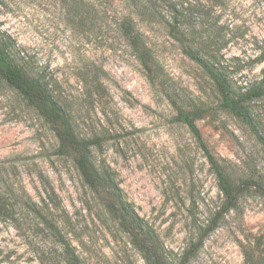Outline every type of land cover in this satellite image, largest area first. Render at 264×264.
I'll return each instance as SVG.
<instances>
[{
    "label": "rangeland",
    "instance_id": "obj_1",
    "mask_svg": "<svg viewBox=\"0 0 264 264\" xmlns=\"http://www.w3.org/2000/svg\"><path fill=\"white\" fill-rule=\"evenodd\" d=\"M86 1L0 0V45L73 100L76 132H90L92 167L128 209L107 207L113 189L103 200L87 189L57 125L1 82L0 204L18 215L48 210L80 264H148L134 242L133 215L154 239L149 253L161 264H264V97L252 103L256 134L220 107L207 76L162 33L152 53L158 67L148 73L113 21L118 6L107 16L104 0L94 11ZM235 3L241 36L223 58L233 80L243 82L237 85L264 84V0ZM91 64L101 96L88 94ZM171 101L202 110L195 124L230 198L175 121ZM17 223L0 216L1 264H40L30 233L14 229Z\"/></svg>",
    "mask_w": 264,
    "mask_h": 264
},
{
    "label": "trees",
    "instance_id": "obj_2",
    "mask_svg": "<svg viewBox=\"0 0 264 264\" xmlns=\"http://www.w3.org/2000/svg\"><path fill=\"white\" fill-rule=\"evenodd\" d=\"M84 1L86 0H81L82 3ZM98 1H86L91 11L98 7L100 3ZM104 1L107 16L113 4L118 6L113 21L121 36L136 51L137 60L142 68L151 73L152 68L158 67V61L154 59L152 53L157 47L155 34L162 33L167 41L176 46L182 56L196 64L207 76L218 95L220 107L258 133L257 125L252 119V103L264 97V84L237 85L243 82L233 80L232 72L229 71L230 66L222 55V51L229 43L237 36H241V26L235 21L238 18L235 14L239 13V5L235 0ZM85 72L89 74V81H85L89 96H101L103 90L98 82V69L91 64ZM0 82L29 102L47 120L57 125L60 144L73 153L75 168L87 189L101 200L104 198V191L113 189L116 191L115 196L112 201L108 200L107 207L120 211L128 209V204L124 203L117 193L116 186H110L105 177L98 176L92 167L89 157L90 132L80 134L76 132L72 99L63 98L53 92L49 83L33 75L24 62L12 59L6 53L3 44L0 45ZM170 103L175 110V121L187 127L214 171L224 196L230 198L232 193L223 178L221 168L206 149L195 124L202 110L194 108L188 111L182 106H177L174 101ZM14 211L0 204V216L5 220L19 221L14 225V229L30 233L35 258L40 264H60L61 259L65 264H80L76 250L71 246L72 241L48 210L41 211L29 207L28 211L23 210L19 215ZM130 224L139 229L134 242L145 254L147 263L161 264L149 253L150 242L154 239L147 237L148 231L142 227L141 221L133 215Z\"/></svg>",
    "mask_w": 264,
    "mask_h": 264
}]
</instances>
